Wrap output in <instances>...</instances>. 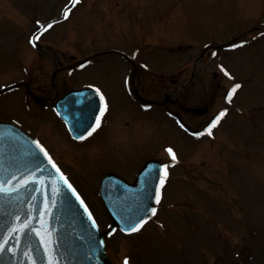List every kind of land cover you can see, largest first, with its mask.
Here are the masks:
<instances>
[{"label": "rangeland", "instance_id": "374dc122", "mask_svg": "<svg viewBox=\"0 0 264 264\" xmlns=\"http://www.w3.org/2000/svg\"><path fill=\"white\" fill-rule=\"evenodd\" d=\"M65 4L68 0H0V88L30 83L33 91L51 96L54 60L34 52L29 39L40 25L59 17ZM63 22L43 33L40 43L77 58L106 47L125 51L145 66L146 75L162 77L158 82H165L171 93L175 90L171 80L183 69L182 82L191 75L185 62L200 55L204 46L227 42L252 27L264 28V0H85ZM253 35L248 33L235 51H217L207 62L195 65L182 100L205 106L207 95L213 96L218 86L214 73L221 74L222 83L231 73L228 84L234 86L238 80L241 85L232 102L226 103L234 110L231 113L243 111L250 102L264 104L253 96L255 90L264 93V34ZM178 47L184 51L173 52ZM107 67L70 68L55 81L58 96L83 83L103 92L108 102L105 122L87 143L73 142L47 108L27 98L24 88L0 96V121L14 122L41 141L102 231L110 221L99 198L101 177L116 172L131 181L149 157L166 161L169 155V187L147 227L134 236L106 234L107 252L115 264L126 258L130 264H190L192 259L196 264L213 259L218 264H264V210L256 209H264V144L259 140L264 132L256 138L264 128V117L261 122L256 117L257 128L236 114L212 131L213 143L193 135L191 139L157 108L142 113L136 106L125 78L132 68L123 61ZM149 84L154 89L157 79ZM150 96L161 98L156 90ZM222 106L217 103L213 111ZM258 113L250 111L247 117ZM186 121L192 125V119ZM167 146L176 152L178 162L171 161ZM237 194L243 195L244 209L237 207Z\"/></svg>", "mask_w": 264, "mask_h": 264}, {"label": "snow or ice", "instance_id": "6c2138e0", "mask_svg": "<svg viewBox=\"0 0 264 264\" xmlns=\"http://www.w3.org/2000/svg\"><path fill=\"white\" fill-rule=\"evenodd\" d=\"M79 3V0H73V6ZM71 9L65 12V18L70 14ZM52 24L43 26V30L47 31L51 28ZM43 32H38L34 38L33 43L40 38ZM226 71V70H225ZM3 87H8L4 85ZM241 87L240 84L234 85L226 99L229 103L232 102L233 96L236 94L237 89ZM96 93L99 94L100 100L103 102L102 110H94L91 104H85L84 108L81 109V118L77 121V126L82 127L86 130V135H78L76 139H86L87 136H91L100 126L105 112L108 110V102L100 90L95 89ZM98 111L97 115H93L94 112ZM227 109L220 112L219 115L210 123L206 131L208 135H212V130L219 125L221 119L226 115ZM181 127H184L181 124ZM195 136H202L204 133H192ZM3 137H0L2 139ZM28 145L32 147L28 151V155L31 157L29 163L24 165L23 170L17 167L14 163H9L4 166L0 162V206L5 203L11 204L14 200L17 204L22 205L20 213H5V216L11 217L10 220H5L4 225H0L5 233L4 236L0 237V256H3L6 252L11 253L13 256L21 252V244L25 237L37 236L39 238V244L34 247L31 244L23 252V254L31 261V264H60V236L59 232L53 231L54 224L52 221L55 219V209L57 208V201L63 198L64 193L63 187L66 185L67 189H70L69 195L74 194L75 199L79 201V204L83 206V210L87 213L88 218L91 221V225L94 230H99V224L96 218L93 216L92 211L89 209L87 203L81 197L80 193L69 181L68 176L60 168V166L53 159L52 155L48 152L47 148L41 143L39 139L27 141ZM171 156L173 163L178 162L176 152L169 147L167 149ZM46 158V159H43ZM31 165V166H29ZM172 166L168 163L162 164L159 167L147 170L140 180V183L144 185L145 190L155 185V203L159 204L161 200V190L164 188L168 176L169 167ZM49 167L54 172L49 171ZM47 173V175H45ZM23 193H38L31 197L22 195ZM30 199L32 203L24 205V200ZM146 199H151L147 197ZM42 207H37V202ZM143 212V214H139ZM157 209L149 205H144L142 208L137 210V213L128 212L126 215L121 217L125 227L121 230L127 234L139 232L144 225L155 216ZM39 225V226H37ZM112 232L108 235H112ZM13 242H15L13 244ZM101 245L104 244L103 240H100ZM12 245L11 247H9ZM37 247L44 255L37 257L35 252ZM125 264H128L127 258Z\"/></svg>", "mask_w": 264, "mask_h": 264}, {"label": "water", "instance_id": "95a60500", "mask_svg": "<svg viewBox=\"0 0 264 264\" xmlns=\"http://www.w3.org/2000/svg\"><path fill=\"white\" fill-rule=\"evenodd\" d=\"M88 92L90 91L73 93L69 96L68 103L74 100L83 101ZM68 109L70 115L64 116V118L74 134L77 135L85 130L77 126V121L81 118V110L74 109L73 107ZM0 137H3L0 139V162H2L4 166H7L9 163H14L23 170L24 165L31 160L28 151L32 146L27 144L30 138L21 130L9 124H0ZM152 166L153 165H150L146 171L150 170ZM49 171L54 172L50 167ZM45 175H47V173H45ZM142 177L143 176H141V178ZM106 180L111 181L109 185L103 188V191H107L109 197L108 199L104 193L102 194L105 197L104 201L106 207L114 222L123 228L125 224L122 222L121 217L128 212L137 213V210L140 208L134 209L132 203L125 199L121 201L123 208H121L120 205H115L113 199L110 197V191L115 190L116 187L119 190H126V192L130 189L122 186L119 181H113L111 178H107ZM62 191L64 196L57 201L58 206L55 209V219L52 221L55 226L53 231L58 230L60 236V245L58 246L60 250V264H110L103 254V245L99 243L101 237L99 233L93 229L87 213L83 210V206L75 199L74 194L69 195L70 189H67L66 185L63 187ZM22 195L26 197H31L32 195L39 196L38 193H23ZM147 197H151V193ZM152 199L153 197H151V199L142 197V207L144 205L150 206ZM29 203H32L30 199L24 200V205ZM21 207L22 205L17 204L15 200L11 204L5 203L3 206H0V225H4L5 220L11 219V217L5 216V213H20ZM37 207H42L39 201L37 202ZM20 214L23 215L22 213ZM139 214L142 215L143 212ZM4 235L3 228L0 227V237ZM14 243L15 242H13V244ZM30 244L36 247L39 244V238L34 235L30 238L25 237L21 244V252L15 256L6 252L3 256H0V264H31V261L23 254ZM11 246L12 245L9 247ZM35 255L40 257L44 254L40 251V248L37 247ZM38 264H40L39 261Z\"/></svg>", "mask_w": 264, "mask_h": 264}]
</instances>
